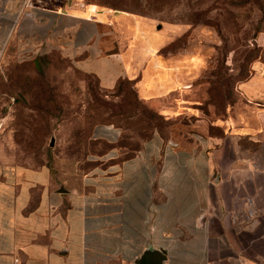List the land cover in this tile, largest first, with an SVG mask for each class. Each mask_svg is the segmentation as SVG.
Instances as JSON below:
<instances>
[{"label": "crops", "instance_id": "0c3cea01", "mask_svg": "<svg viewBox=\"0 0 264 264\" xmlns=\"http://www.w3.org/2000/svg\"><path fill=\"white\" fill-rule=\"evenodd\" d=\"M25 7L0 0V52ZM30 10L31 35L100 85L128 78L164 118L204 123L175 138L156 130L129 157L118 146L98 151L72 180L50 167L0 174V264H139L146 250L160 254L159 264H264L263 69L254 64L237 100L209 120L186 92L199 56L162 51L170 27L80 0H35ZM92 135L117 143L121 131L100 124Z\"/></svg>", "mask_w": 264, "mask_h": 264}, {"label": "rangeland", "instance_id": "374dc122", "mask_svg": "<svg viewBox=\"0 0 264 264\" xmlns=\"http://www.w3.org/2000/svg\"><path fill=\"white\" fill-rule=\"evenodd\" d=\"M32 1L25 0L21 28L0 52V174L50 167L72 180L75 172L88 169L87 157L104 149L105 141L92 135L100 124L120 129L122 156L134 153L156 130L167 138L202 130L204 122L189 114L164 118L136 96L128 78L104 87L60 48L40 44L31 35ZM80 2L148 17L159 29L170 27L172 38L163 52L199 56L186 92L200 102L206 119H218L225 105L237 100L238 81L252 75L254 64L264 71V0ZM209 131L219 132L217 127ZM212 243L221 253L229 251L223 240Z\"/></svg>", "mask_w": 264, "mask_h": 264}, {"label": "water", "instance_id": "95a60500", "mask_svg": "<svg viewBox=\"0 0 264 264\" xmlns=\"http://www.w3.org/2000/svg\"><path fill=\"white\" fill-rule=\"evenodd\" d=\"M158 260V261H157ZM160 254L146 250L138 259L139 264H159Z\"/></svg>", "mask_w": 264, "mask_h": 264}, {"label": "trees", "instance_id": "16d2710c", "mask_svg": "<svg viewBox=\"0 0 264 264\" xmlns=\"http://www.w3.org/2000/svg\"><path fill=\"white\" fill-rule=\"evenodd\" d=\"M196 21L198 22V21H200V20H199V19H196ZM202 22H204V23H210V21H209L208 19H202ZM167 48H168V45H165V46L162 48V51L167 50ZM250 76H251V74H250L249 76H247L246 78H244V79H240L238 82L244 81V80L248 79ZM96 78H97V77H96ZM97 80H98V78H97ZM122 81H123V78L119 79V80H118V84H119L120 82H122ZM98 82H99V81H98ZM136 96L138 97V95H136ZM112 146H118V147H120V149H121V146H120L119 142H117V143H108V142H105V147H104V149H105V148L112 147ZM138 148H139V147H138ZM138 148H136V149H138ZM132 154H133V153L128 154V155L123 156V157H129V156H131Z\"/></svg>", "mask_w": 264, "mask_h": 264}]
</instances>
